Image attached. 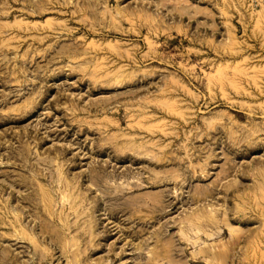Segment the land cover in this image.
<instances>
[{
  "label": "rangeland",
  "instance_id": "obj_1",
  "mask_svg": "<svg viewBox=\"0 0 264 264\" xmlns=\"http://www.w3.org/2000/svg\"><path fill=\"white\" fill-rule=\"evenodd\" d=\"M73 262L264 264V0H0V264Z\"/></svg>",
  "mask_w": 264,
  "mask_h": 264
},
{
  "label": "bare ground",
  "instance_id": "obj_2",
  "mask_svg": "<svg viewBox=\"0 0 264 264\" xmlns=\"http://www.w3.org/2000/svg\"><path fill=\"white\" fill-rule=\"evenodd\" d=\"M39 9V8H38ZM135 146V145H134ZM133 147V146H132ZM138 147V146H137ZM134 148V147H133ZM140 148V147H139ZM135 150V149H134ZM59 172H60V176L58 177L57 175H58V173H57V178L58 179H56L55 180V182H56V184H58V186L60 187V189H63V187L65 188V194H63V204H64V206H66V204H68V206H70L69 208L71 209V211H74V213L75 214H77L78 216H80L81 215V213H79V212H77V207H78V203H77V198H76V196H75V193H74V189H75V187H73V186H71L70 184H67V183H65V181H64V177H62V172H61V169H59ZM202 172L204 173L205 172V170L203 169L202 170ZM195 173V172H194ZM55 176V175H54ZM36 177V176H35ZM167 178V177H166ZM172 179V178H171ZM198 179H200V178H198ZM27 181H28V179H27ZM33 181V180H32ZM163 181V180H162ZM172 181V180H171ZM178 181V180H177ZM29 182V181H28ZM53 182V181H52ZM55 182H53V183H55ZM28 184H31L30 182L28 183ZM52 184V183H51ZM55 184V185H56ZM129 184H131V183H129ZM134 185V184H133ZM127 186V185H126ZM126 186H124V187H126ZM7 187V186H6ZM124 187L123 188H120L121 190H119L120 191V193L121 192H123V190H124ZM137 186L135 185V187L134 188H136ZM8 189H9V187H7ZM31 188V187H30ZM127 189V188H126ZM43 190V189H42ZM117 190V189H116ZM6 191V190H5ZM212 192V191H211ZM206 192H204V194H205ZM209 193V192H208ZM204 194H202V195H204ZM177 195V194H176ZM202 195H199L200 197L202 196ZM22 196V195H21ZM18 197V196H17ZM23 197V196H22ZM55 197H56V195H55ZM54 194H53V192L51 191H49L48 193H45V194H43V195H41V200H40V202L43 204V211L44 212H46L47 214H49V216L50 217H53L54 218V213L52 212V204H53V202H55V200H54ZM15 198V197H14ZM114 199H117V198H114ZM201 199L202 198H197V202H200L201 201ZM203 199H205V198H203ZM22 200H27V198L26 199H22ZM37 202V201H36ZM61 206V205H60ZM37 207V206H36ZM40 207V206H39ZM161 209H163V208H161ZM211 209V208H210ZM210 209H208L209 211H210ZM206 210H207V208H206ZM41 211V210H40ZM212 211H213V209H212ZM212 211H210V212H212ZM215 212V211H214ZM214 212H212V214L214 213ZM45 213V214H46ZM198 213L199 212H195V214H193L194 215V217L196 216L197 217V215H198ZM211 214V213H210ZM211 214V215H212ZM83 215V214H82ZM199 215H200V213H199ZM198 215V216H199ZM89 216V215H88ZM26 217V216H25ZM212 217H213V215H212ZM187 218V217H186ZM200 218V217H199ZM214 218V217H213ZM198 219V218H197ZM61 221H62V223H63V225H61L60 227H59V229H60V234L62 235V237H63V235L67 232V231H69V230H71V226H70V224L65 220V219H60ZM50 221V220H49ZM44 222L45 223H47V220H44ZM189 223H191V222H189ZM187 224H188V222H187ZM15 225L16 226H21L22 227V225H23V222H22V218L21 217H18V218H16V221H15ZM45 225V224H44ZM43 225V228H42V233L44 234H46V232H47V229L48 228H46V226H44ZM50 225V224H49ZM183 225V224H182ZM78 226V228H79V224L77 225ZM202 227H203V224H200V225H197V226H193V225H187L185 228H183V232L184 233H187L189 230H198V233H200L201 232V230H202ZM19 230V229H18ZM91 230H92V228H90L89 229V231H88V233H85V234H83V237H86L85 235L87 234V236H88V234L90 235V236H92V233H91ZM15 231V230H14ZM49 231H50V229H49ZM54 232L56 231V230H53ZM52 231V232H53ZM16 232V231H15ZM21 232L23 233V237L25 238V235H26V232H24V230H22L21 229ZM51 232V233H52ZM17 233V232H16ZM50 233V234H51ZM21 234V233H20ZM54 234V233H53ZM56 234V233H55ZM55 234H54V236H55ZM27 236H29L28 234H27ZM13 237V236H12ZM15 237V236H14ZM18 237V236H17ZM21 237V236H20ZM33 237V236H32ZM61 240L63 239L62 237H60V236H58ZM88 238V237H87ZM90 238V237H89ZM19 239V238H18ZM29 239V238H28ZM27 239V240H28ZM33 238H31V240H32ZM59 239V240H60ZM70 239H71V237H70ZM88 240V239H87ZM34 241V240H33ZM69 241V240H68ZM75 241V240H74ZM22 242V241H21ZM29 242H30V240H29ZM32 242V241H31ZM30 242V243H31ZM70 243H73L72 242V240L71 241H69ZM77 243V242H76ZM89 243V242H88ZM32 244H35V243H33L32 242ZM73 245V244H72ZM72 245H70V248H71V246ZM65 246H67V245H65ZM76 245H75V243H74V245L72 246V247H75ZM37 247V246H36ZM66 248V247H65ZM69 248V249H70ZM36 249H38V248H36ZM78 249V248H77ZM66 250V249H65ZM77 251V250H76ZM46 252V251H45ZM61 252V251H60ZM200 252V251H199ZM203 252V251H202ZM210 252V251H209ZM67 253V252H66ZM207 254V252H204V254ZM75 254H76V252H75ZM152 255V254H151ZM194 256V255H193ZM78 257H80V255L78 256ZM77 257V258H78ZM197 257V256H196ZM42 258H44L42 255H39V259L41 260ZM198 258V257H197ZM224 258V257H223ZM75 259H76V257H75ZM75 261V260H74ZM174 261V260H173ZM75 262H73V264H74ZM77 263H79V259L77 260ZM174 263V262H173ZM71 264V263H70ZM76 264V263H75ZM175 264V263H174Z\"/></svg>",
  "mask_w": 264,
  "mask_h": 264
}]
</instances>
